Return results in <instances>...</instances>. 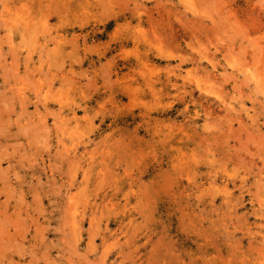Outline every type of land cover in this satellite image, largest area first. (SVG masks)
<instances>
[{
    "label": "rangeland",
    "instance_id": "obj_1",
    "mask_svg": "<svg viewBox=\"0 0 264 264\" xmlns=\"http://www.w3.org/2000/svg\"><path fill=\"white\" fill-rule=\"evenodd\" d=\"M202 1L0 0V264H264V0Z\"/></svg>",
    "mask_w": 264,
    "mask_h": 264
},
{
    "label": "bare ground",
    "instance_id": "obj_2",
    "mask_svg": "<svg viewBox=\"0 0 264 264\" xmlns=\"http://www.w3.org/2000/svg\"><path fill=\"white\" fill-rule=\"evenodd\" d=\"M197 1H198V0H197ZM203 1H204V0H203ZM203 1H202V2H203ZM206 1H209V2H210V0H205L204 2L206 3ZM224 1H225V0H224ZM200 2H201V1H200ZM209 2H207V3H209ZM198 3H199V2H198ZM210 3H211V2H210ZM213 3H215V2H212V4H213ZM221 3H222V2H221ZM200 4H202V3H200ZM219 5H220V4H219ZM225 5H226V4H225ZM197 6H198V5H197ZM215 6H216V4H215ZM198 9L201 10V9L199 8V6H198ZM195 14H196V13H195ZM192 15H193V14H192ZM195 16H196V15H195ZM195 16H194V17H195ZM199 16H200V15H199ZM203 16H204V15H203ZM203 16L201 15V17H203ZM207 16L209 17V15H207ZM218 17H219V18H221V17L223 18V15H220V16L218 15ZM203 18L206 19V16L203 17ZM219 18H218V19H219ZM252 18H253V17H252ZM207 19H209V18H207ZM212 19H213V18H212ZM214 19H215V18H214ZM210 20H211V19H210ZM225 20H226V19H225ZM225 20H223V21L225 22ZM190 21H191V20H190ZM192 21H193V20H192ZM195 21H196V20H195ZM217 21H218V20H216V23L218 24L219 22H217ZM219 21H221V20H219ZM223 21H222V22H223ZM226 21H227V20H226ZM253 21H254V20H253ZM211 22H212V21H211ZM222 22H221V23H222ZM216 23H215V27H216V26L218 27L219 25H216ZM227 23H228V22H227ZM219 24H220V23H219ZM225 24H226V23H225ZM225 24L222 23L223 26H224ZM213 26H214V24H213ZM192 28H193V27H192ZM203 29H204V28H203ZM240 29H241V28H240ZM190 30H191V29H190ZM190 30H189V31H190ZM217 30H218V29H217ZM225 30H226V29H225ZM223 31H224V29H223ZM228 32H229V31H228ZM187 33H188V32H187ZM205 33H207V32H205ZM247 33H248V32H247ZM186 35H187V34H186ZM196 36H197V35H196ZM199 36H200V35H199ZM231 36H232V35H231ZM190 37H192V36H190ZM193 37H194V36H193ZM217 37H218V36H217ZM221 37H222V36H221ZM221 37H220V38H221ZM233 37H234V40H235V36H234V35H233ZM229 38H231V37H229ZM249 38H250V37H249ZM255 38H256V36H255ZM197 39H198V38H197ZM251 39H252V38H251ZM251 39H250V41H251ZM253 39H254V38H253ZM222 40H223V38H222ZM224 40H227V39H224ZM232 40H233V38H232ZM260 40H262V39H260ZM200 41H202V39H201ZM252 41H253V40H252ZM252 41H251V42H252ZM254 41H255V39H254ZM207 42H208V41H207ZM223 42H224V41H223ZM229 42L233 45V43H232L233 41H232V42L229 41ZM199 43H201V42H199ZM199 43H197V44H199ZM202 43H204V42L202 41ZM249 43H250V42H249ZM253 43H254V42H253ZM253 43H252V44H253ZM205 44H206V42H205ZM205 44H204V45H205ZM255 45H257V46L259 45V44H257V41H255ZM205 46H206V45H205ZM251 46H253V45H251ZM257 46H254V48L257 47ZM261 47H262V45H261ZM228 48H229V47H228ZM254 48H253V50H254ZM208 49H209V48H208ZM229 49H230V48H229ZM261 49H262V48H261ZM197 50H198V49H197ZM199 50H200V49H199ZM256 50H257V48H256ZM217 51H218V50H217ZM258 51H260V53H261V50L258 49ZM202 52H203V51H202ZM215 53H216V52H215ZM255 53H256V52H255ZM255 53L253 52V54H255ZM200 55H201V54H200ZM259 56H261V55H258V57H257L258 60H259ZM194 57H195V56H194ZM185 58H186V57H185ZM189 58H190V57H189ZM208 58H209V57H208ZM211 58H212V57H211ZM184 61H186V60H183V59H182V60H181V63H179V66H178V67H181V66H182V62H184ZM198 61H199V60H198ZM209 61H212V59H209ZM212 62H213V61H212ZM213 64H214V63H213ZM170 65H171V63L169 62V66H170ZM177 65H178V64H177ZM172 66H173V65H172ZM173 67H175V66H173ZM178 67H177V68H178ZM177 68L175 67L173 70L175 71ZM149 69H150V67H149ZM164 69H165V68H164ZM169 69H170V68H169ZM171 69H172V67H171ZM262 69H263V68H262ZM257 71H258V70H257ZM257 71H256V72L254 71V73H257ZM152 72H153V70H152ZM263 73H264V72H263ZM176 75H177V74H176ZM255 75H256V74H255ZM255 75H254V76H255ZM258 77L260 78L261 76L258 75ZM249 78H250V76H249ZM253 78H254V77H253ZM251 79H252V78H251ZM261 79H263V78H261ZM156 80H157V79H156ZM255 80H256V79H255ZM261 81H262V80H261ZM256 82H259V80H256ZM256 82H255V83H256ZM263 82H264V79H263ZM263 82H262V83H263ZM171 85H172V84H171ZM177 85H178V84H177ZM262 85H263V84H262ZM198 87L202 89L201 86L198 85ZM1 88H2V87H1ZM263 88H264V85H263ZM256 89H258V86L256 87ZM256 89H255V91H256ZM259 90H260V89H259ZM259 90H257V94H258V91H259ZM261 92H262V91H261ZM262 93H263V92H262ZM262 93H261V94H262ZM257 94H256V95H257ZM259 94H260V92H259ZM262 95L264 96V94H262ZM1 96H2V95H1ZM25 96H26V95H25ZM201 96H202L203 98H207V100H209V101H210V100H213L212 98H210L209 95H207V94H205V93H202ZM180 97H181V99H184V98H185L184 95H180ZM24 98H25V97H24ZM24 98H23V99H24ZM255 98H256V97H255ZM3 100H4V99H3ZM256 100H257V99H256ZM259 100H260V99H259ZM259 100H258V101H259ZM221 102H222V101H221ZM252 103H253V102H252ZM192 104H193V103H192ZM5 105H6V104H5ZM227 105H228V104H227ZM227 105H226V106H227ZM263 105H264V104H263ZM12 106H13V105H12ZM10 107H11V106H10ZM229 108H230V107H229ZM263 108H264V107H263ZM4 109H6V108H4ZM0 111H1V109H0ZM3 111H5V110H3ZM195 111H196V113H199V111H197V110H195ZM255 111H256V110H255ZM263 111H264V110H263ZM6 112H7V111H6ZM187 112H189V111H188V110H184V111H183L184 114H186ZM248 112H249V111H248ZM1 113H2V112H1ZM263 114H264V113H263ZM0 115H1V114H0ZM195 115H196V114H195ZM198 115H199V114H198ZM196 116H197V115H196ZM253 116H254V115H253ZM191 118H192V120H193L194 122H196V117H195V116H193V117H191ZM241 118H242V117H241ZM255 118H256V116H255ZM0 119H1V118H0ZM256 119H257V118H256ZM229 120H230V119H229ZM233 120H234V119H233ZM231 121H232V120H231ZM166 122H167V121H166ZM238 122H239V121H238ZM262 122H263V121H262ZM185 123L188 124L187 121H186ZM255 124H256V123H255ZM263 125H264V124H263ZM27 126H28V125H27ZM223 126H224V125H223ZM241 130H242V128H241ZM241 132H244V131H241ZM257 132H258V131H257ZM164 133H165V132H164ZM258 133H260V132H258ZM263 133H264V132H263ZM263 133H260V134H263ZM237 136H238V135H237ZM223 137H224V136H223ZM240 137H241V136H240ZM247 137H250V136H247ZM247 137H245V139H246L245 141H247ZM263 137H264V134H263ZM263 137L261 136V139H262ZM233 138H234V137H233ZM239 139H240V138H239ZM248 139H249V138H248ZM250 139H251V138H250ZM261 139H260V143H261L262 145H264V144H263L264 142L262 143V142H261ZM243 140H244V139H243ZM252 140H254V138H252L251 141H252ZM263 141H264V139H263ZM241 142L244 143L242 140H241ZM241 142H240V143H241ZM254 144H256V143L254 142ZM254 144H253V145H254ZM242 145H244V144H242ZM242 147L246 148L247 146L244 145V146H242ZM232 148H233V147H232ZM262 148H263V147H262ZM246 151H247V150H246ZM257 151H258V149H257ZM263 152H264V151H263ZM250 153H251V152H250ZM231 154H232V153H231ZM259 154H260V153H259ZM259 154H258V156H260ZM0 155H1V154H0ZM262 156H263L262 158H264V155H262ZM228 157H229V156H228ZM229 158H230V157H229ZM260 158H261V157H260ZM263 160H264V159H262V163L264 162ZM242 161H243V160H242ZM186 162H187V161H186ZM262 165H264V164H262ZM262 165H261V166H262ZM259 178H260V177H259ZM244 179H245V178H244ZM245 180H246V179H245ZM261 203H262V202H261ZM6 215H7V214H6ZM5 219H6V218H5ZM11 220H12V219H11ZM77 221H78V220H77ZM4 222H6V221H4ZM3 225H5V224H3ZM7 226H8V224H7ZM11 226H12V225H11ZM15 226H16V225H15ZM2 227H3V226H2ZM2 227H1V228H2ZM9 227H10V226H9ZM5 228H6V227H5ZM15 228H16V227H15ZM81 228H82V227H81ZM71 229H72V228H71ZM1 230H2V229H1ZM16 231H17V230H16ZM6 232H7V231H6ZM17 232H18V231H17ZM0 234H1V233H0ZM3 234H4V232H3L1 235H3ZM1 239H3V238H1ZM74 244H75V243H74ZM89 246H91V245H88L87 247H89ZM1 247H3V245H2ZM4 249H5V248H4ZM89 249H90V248H89ZM11 251H12V250H11ZM9 252H10V251H9ZM9 252H8V254H9ZM11 253H12V252H11ZM15 253H17V252H15ZM1 254H3V253H1ZM17 254H18V256H19V253H17ZM4 255H5V254H4ZM10 257H11V256H10ZM12 257H13V256H12ZM19 257H20V256H19ZM7 258H8V257H7ZM23 258H24V256H23ZM13 259H14V258H13ZM3 260H4V259H3ZM31 261H32V260H31ZM34 263H35V261L33 262V264H34ZM75 264H76V263H75Z\"/></svg>",
    "mask_w": 264,
    "mask_h": 264
}]
</instances>
